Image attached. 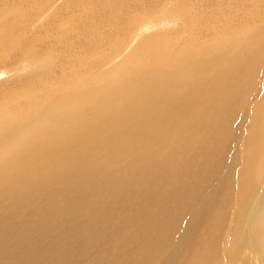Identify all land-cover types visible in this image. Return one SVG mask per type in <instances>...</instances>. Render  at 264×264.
Masks as SVG:
<instances>
[{
  "label": "bare ground",
  "instance_id": "1",
  "mask_svg": "<svg viewBox=\"0 0 264 264\" xmlns=\"http://www.w3.org/2000/svg\"><path fill=\"white\" fill-rule=\"evenodd\" d=\"M31 1L38 0L26 1L28 18L20 20L23 24L15 13L10 19L0 17V24L14 18L5 20L3 27L22 32L27 40L34 33ZM178 2L188 37L163 44L162 36H151L139 47L148 44L145 51L134 54L133 66L134 56L126 58L127 65L118 63L120 33L131 28L119 21L125 14L122 0L95 1L88 21L70 33L60 32L58 42L55 39L61 47L64 41L72 47L46 56L62 55L71 66L105 58L107 66L113 64L110 70L100 73L101 61L97 70L53 87V94L42 95V103L35 107L26 96L30 89L24 93L19 87L13 107L0 108V248L7 240L11 245L23 242L35 228L46 232L80 221V228L70 234L77 252H82L78 243L83 239L105 242L95 252L99 255L86 253L88 260L79 264L94 259L98 264H264V118L258 122L264 103L257 105L260 112L252 116L240 147L236 146L240 129L235 127L236 115L257 93L264 76V5L248 11V16L244 6L240 13L225 7L219 20L223 0ZM230 16L236 22H230ZM144 23L137 25L150 31ZM157 23L155 30L169 27L163 20ZM45 27L40 26L38 34ZM136 29L128 40L138 35ZM7 39H0V56L5 55ZM9 43L19 47L22 40ZM6 92L4 97L10 98ZM96 98H103L102 103ZM255 156L262 159L252 173ZM89 188H94L91 197L84 191ZM102 189L110 194V208L106 194L98 193ZM0 258L9 264L15 261L12 252Z\"/></svg>",
  "mask_w": 264,
  "mask_h": 264
},
{
  "label": "rangeland",
  "instance_id": "2",
  "mask_svg": "<svg viewBox=\"0 0 264 264\" xmlns=\"http://www.w3.org/2000/svg\"><path fill=\"white\" fill-rule=\"evenodd\" d=\"M7 1L6 0H0V4H2V5H0V17L1 18H3L4 14H5L6 17L8 19H10V16H12L14 13L18 16V18L16 20L17 22H18V20L22 21L23 17L28 18V17H26V15H28V14H25L27 12V8H26L27 7L26 6L27 2L26 1H28V0H25V1L24 0H21V1L20 0H7ZM95 1H100V0H93V1L92 0H88V1L87 0H41V1L38 0V1L28 2L29 4L31 3L30 4V7H31L30 8V12L33 13V15L31 17H35V19L33 18V20H32L31 17H29L30 25H32V26H30L31 27V31L34 32V33H31V34L28 32L29 33L28 35L30 36L29 40H27V38H24L21 35L22 32L16 33L15 30L13 31L9 27H3V24L6 23V21H8L7 19L4 18V20L2 21L3 24H0V39L4 40V39L8 38L6 41H7V43L9 45L7 44L6 52L3 53L5 55L4 56L3 55L0 56V78H1L0 79V106H1L0 108H2L4 106H7L9 108L13 107V104H12L13 102H11V101L15 99V94L21 88H23L24 93H25V91L30 89V90H28L30 95H26V96L30 100L29 101V104L31 105L30 107H35L37 105L39 106L42 103V100H43V99H41L42 95H45V97H46L47 95L53 94L52 93L53 87H56V85L62 84L64 82L67 84V82H69L70 78H77L76 75H81L82 72L89 73V69H92V68H93V70L94 69L97 70V67L99 65H102V64H104V65H102L103 69L101 70L100 73H105V72H108L110 70V67L113 66V64L107 66L108 64H106V59L105 58H102L100 60V59L92 57V59L89 60L88 65L75 63V64H73L71 66V65H66V59L62 55L57 57V58H52V59L49 58V57H48L49 58L48 59L47 56H46V55L49 56L50 52L51 53L59 52L60 49H64V48L65 49H69V48L72 47L70 45V43H66V41H64V43H63V45L61 47L59 45V43H57L58 39H56V37H58L61 34L60 32H63V33H66V34L70 33V30H72L74 28L77 29L78 25H80L82 23V21L86 17L90 18V15L88 13H89V10L93 7ZM129 1H130V3H129ZM154 1L155 0H149V1L148 0H134V1H132V0H128V1L122 0V5H123V9L125 11L124 12L125 14H121L122 18L120 16V18H119L120 24L122 26H126V24L130 23V26H131V28H133V30L136 29L135 26H137V28L139 30L136 29L138 31H135V33L138 34V35H135V37H132V40H128L129 34L132 33V31H133L131 28H129V30L131 32L127 30V32L123 34L125 36H123L122 33H120L121 37L123 39H122V42L117 47V49H119V51L122 49L121 52H120V55H121L120 57H122V58L118 61L119 64L127 65L129 63L127 61L128 57L131 58L132 56H134V57L131 58V63L134 66L135 61H136V56L134 54H138V52L141 51V50L143 52L145 51V49L147 48L148 44H147V46L145 45V46H143L141 48H139V47L144 42H146L148 40V38H150L151 36L152 37L156 36V37H153V39H157V38L159 39V36H160V38L162 36V38H163L162 41L164 42L163 44H166L167 41L168 42L170 41V44H171V42H173L174 40H178L179 41V39L182 42V41H185V39L188 37L187 35H189L188 34L189 31H187V30H188L189 27L185 26L187 20L183 16V14H181V15H180V13L178 14V12H181L180 11L181 9H179V5H178L179 4L178 1H180V0H177V2L174 1V3H171L170 1H166L165 2V0H160V1L158 0L159 3H157V0H156V2H154ZM161 1H162L163 5L161 4V6H160V2ZM187 1L189 2V4L193 3V2H191V0H187ZM228 1L229 0H223V4H222L223 7L221 6L222 11H220L221 13L220 12L218 13L219 14L218 18L221 16V18L219 20H221L223 18L224 11H225L226 8H231V10H233V11L235 10L236 13H240V11L242 10V7L244 6L243 9L246 8L244 16L245 15L248 16V11L252 12V10H254L256 6L258 8V7L264 5L262 3V2H264V0H254L252 3H250L249 0H230L231 3L230 4L228 3L229 6H228V4H226ZM105 2H106V0H105ZM16 3H18V4H16ZM19 3L21 5L23 4L22 5L23 8L21 7V5H19ZM75 3H76V5H75ZM207 3L212 4V2H207ZM103 4H104V2H103ZM12 5H14V7L16 5H19L18 7L22 8L23 10H21L20 8H15L14 9V7ZM153 5H155V7ZM165 5H167V6L165 7ZM133 6L136 9L132 8ZM157 6H160V8L157 9L156 8ZM211 6L215 7L214 4H212ZM33 7H36V8L34 9ZM89 7H91V8H89ZM16 9H18L19 11L16 10ZM45 9H47V10H45ZM223 9H224V11H223ZM43 10L46 13H42ZM158 10H161V11L163 10L164 11V12H162L163 14L160 11H158ZM170 10H171V12H170ZM24 11H26V12H24ZM80 11H83V12H80ZM152 11H154V12H152ZM3 12H7V14L3 13ZM19 12H21L22 16L20 15ZM38 12L40 14H38ZM81 13L82 14L84 13V15H82ZM168 13H172V15H169ZM44 14H46V15H44ZM56 14L59 15L60 17L56 16ZM73 14H75V15H73ZM124 15L125 16L126 15L127 16L128 15H132V16H128V18H127V16L125 17ZM137 15L138 16L140 15L139 16L140 18ZM179 15H180V17H179ZM66 16H68V17H66ZM118 17H119V14L114 16V18L116 20L118 19ZM129 17L132 18V19L135 17V19L133 21H131L132 19H129ZM231 17L232 16H230V20H231L230 22H232V23L236 22V19L233 18L234 19L233 20V19H231ZM43 18H45L47 21L51 19V21L48 23ZM91 18H93V17H91ZM168 18H170V20ZM97 19H98V17H97ZM115 19H114V21H116ZM160 19H161V21L163 20L166 23L168 22L167 24L169 25V27L165 26L164 29L155 30V27H156L155 24L157 22H161ZM0 20H2V19H0ZM11 20H14V18L11 19ZM38 20L39 21H44L43 24H40L42 22H39ZM85 20L88 21V19H85ZM138 20H140V22ZM153 20H154L155 23L153 22ZM10 21H8V22H10ZM21 21H20V23L23 24ZM31 21L32 22L34 21V25H33V23ZM70 21L72 22V24H71ZM136 21L138 23H136ZM169 21H171V22H169ZM131 22L133 23V25H132ZM44 23L46 24V27H45ZM135 23H136V25L134 26ZM143 23L145 25L146 24L150 25V29H149L150 31L147 32L148 29L143 30V27H142ZM69 24H70V26H69ZM137 24H141L142 26L141 25L140 26L142 28L139 27V25H137ZM152 24H154V25H152ZM157 24L159 25V23H157ZM42 25H44L46 31L44 29L45 32L43 31V34L40 35V34H38V31H40L39 28ZM22 26L24 27V25H22ZM64 26H66V27H64ZM152 26H153V30L154 31H152ZM182 26H184V27H182ZM32 27H33V29H32ZM34 28L37 31L34 30ZM81 29H82V27H81ZM140 30H142V31L139 32ZM119 31L120 30H118V32H116L115 34H119ZM186 31H187V33H186ZM7 32L10 33L9 36L6 35ZM182 32L185 35H183ZM31 35H33V36H31ZM42 35H43V37L40 38ZM81 35H83V34L81 33ZM177 36H178V39H177ZM181 36L183 37L182 39H181ZM32 37H35V38H33V40H32ZM55 39L57 40V42L55 41ZM111 39H114V38H111ZM115 39H117V36H115ZM9 40H12L14 43H15V41L22 40V43H21V45L19 47H15L14 45L10 46ZM78 40L79 39L74 40L75 43H76V41L78 42ZM32 41H37L38 44L36 42H32ZM155 42H156V40H155ZM31 43H35L34 44V46H35L34 48L32 46L33 44H31ZM149 44H151V43H149ZM123 45L126 46V47H124ZM77 47L79 48L80 45H78ZM108 47L109 48H107L106 50L111 49L113 47V45H110ZM12 48L15 49V51L12 50ZM29 48H30V50H29ZM57 49H59V50L57 51ZM9 50H11V51H9ZM0 53H1V51H0ZM8 54H10V56ZM35 54L37 55V57L35 56ZM87 55L89 56V53H87ZM45 56H46V58L48 60L45 58ZM60 59H61V62L59 61ZM40 60L43 61V62L39 63ZM63 61H65V62H63ZM263 62H264V59H263ZM21 63H23V65ZM33 63H34L35 66H32ZM63 63H64V66H62ZM3 64L5 65V67L3 66ZM18 64H20L23 68L25 67L26 64H28L30 66H28L29 68L25 69L26 71L23 70V68L20 71V69L18 70V68H21V66L19 67ZM17 65H18V67H17ZM261 70H264V67ZM9 71H11V73H12L11 75L8 74ZM16 71H20V72L16 73ZM13 72H15L16 74H14ZM263 74H264V71H263ZM258 78H260L259 75H258ZM259 80L261 81V83L257 82V83H259V85L257 87V93H255V92L253 93V97L248 102L247 106L244 107L245 109H243V111H241V115L238 113L236 115V117H235V127L240 129V131L237 130V132H238V138H237L238 141L237 142L238 143H237L236 146H239L240 144L244 145V140L247 137V135H246L247 128H249V126L252 124V121H253V119H252L253 117L252 116L253 115L256 116V112L255 111L258 110L257 109V105L260 104V103H264V90H263V88H264V85H263L264 84V76L262 78H260ZM9 82H10V84H9ZM26 85H27V87H26ZM14 86H15V88H16V86H18L16 88V90L14 89ZM36 86H37V90H36ZM69 86H73V84H69ZM19 87H21V88L18 90ZM38 87L41 90L40 93H38V91H39ZM49 89H52V90H49ZM4 92L10 94V98H5L4 97ZM95 100L98 101L99 103H102L103 98L100 101L97 98ZM9 102H11L10 106L7 105V103H9ZM28 108L29 107H27L26 111H28ZM10 112H11L12 115H14V113H13L14 110H12ZM259 112L260 111L258 110V113ZM238 116L241 117V118H238ZM258 117L260 118V119L258 118L259 119L258 122H260L262 120V118H264V114L260 112L258 114ZM239 120H240V122H239ZM253 123H255V121ZM240 132H241V135H240ZM244 136H245V138H243ZM255 157H254L255 162H254V159H253L254 163H250L248 161L251 165H255L254 168L252 169V173H255L256 166L261 164L260 163V159H262V157H260V156H255ZM233 163H234V161L232 162V165H233ZM235 163H236V167H237L238 166L237 165L238 164L237 160L235 161ZM82 173H83V171H82ZM256 174H259V173H256ZM263 174H261V175H263ZM233 181H235V179H233ZM93 189L94 188H89L88 190H84V191H88L87 192L89 194L88 196L91 197V196H93V193L91 192V190H93ZM238 190L240 191V189H238ZM98 193L99 194H106V196L108 198H105L104 200L106 202L107 201L111 202L110 201V198H111L110 194L105 189L100 190ZM108 202H107V206H108V208H110V204ZM96 215H98V214L96 213ZM133 221L136 222V217L135 216L133 217ZM96 222H97L98 225H101V220L100 219H97ZM32 224L35 227V221L33 219H32ZM80 226H81L80 221H74V222H69V223L65 224L64 227H62L60 225L59 227L56 226L55 228H52L50 230L48 229L46 232H42V231H40V230L35 228L34 230L31 231L30 237H28L27 239H23L22 240L23 242H17V243H15L13 245L10 244L11 241H8L5 238L4 241L6 242V240H7V244L4 246V248H0V255H9L10 252L14 253L15 261H14L13 264H16L17 262H18V264H79L80 262H85L86 261L85 259L88 260V255L86 253L92 254V255H99V254H96L95 252H98L100 246H104V242L105 241L101 240V241H104V242H99L98 243L97 240H96V242H95L96 244H94V243H92L89 240L85 241V239H83V240H81L78 243L79 245L82 246V252H77L79 250V247L78 248L76 247L74 249L73 240L70 237V234L73 233L74 230L80 228ZM51 227H54V225H51ZM104 227L105 226L103 225V230H104V232H106V227L105 228ZM96 230H98V229H96ZM78 232H81V229L78 230ZM101 237H103V236L100 234V238ZM87 242H91V244H88ZM25 250H26V252H25ZM18 254L22 255L21 259L19 261H17V258H16V256ZM65 258L68 259V260H66ZM2 260L3 259L0 258V264H9L8 261H2ZM94 260L90 264H95V263L98 264L97 262H99V261L97 259H94Z\"/></svg>",
  "mask_w": 264,
  "mask_h": 264
}]
</instances>
